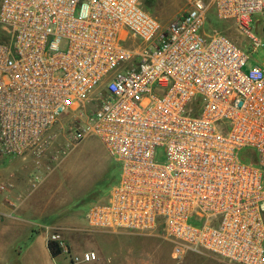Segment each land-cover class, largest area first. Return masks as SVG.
Wrapping results in <instances>:
<instances>
[{
  "label": "built area",
  "instance_id": "1",
  "mask_svg": "<svg viewBox=\"0 0 264 264\" xmlns=\"http://www.w3.org/2000/svg\"><path fill=\"white\" fill-rule=\"evenodd\" d=\"M143 1L0 0V158L32 160L36 189L58 136H95L121 173L89 207L90 229L161 228L173 260L264 264V72H245L224 32H204L211 7L253 39L264 0H192L165 26Z\"/></svg>",
  "mask_w": 264,
  "mask_h": 264
},
{
  "label": "rangeland",
  "instance_id": "2",
  "mask_svg": "<svg viewBox=\"0 0 264 264\" xmlns=\"http://www.w3.org/2000/svg\"><path fill=\"white\" fill-rule=\"evenodd\" d=\"M191 2L192 0H144L142 5L165 26L171 19L186 11ZM249 29L253 39L233 23L218 20L211 7L208 10L205 34L209 36L214 30L224 32L248 55L244 71L259 65L264 72V14L254 16ZM50 149L51 160H42L40 173L43 177L50 174L51 179L55 178L58 192L68 200L64 208L68 213L65 215L75 220L73 226L76 230H60L59 233L61 232L60 240L74 254L79 255L85 249L95 253L98 250V257L99 254L101 257L103 255L101 264H229L203 253H187L182 258L173 260V244L161 228L145 234L90 229L85 222V215L93 203L105 201L117 185L120 165L92 135L77 145L69 146L64 134H61ZM156 159L163 162V149L157 150ZM9 162L7 157L0 158V165ZM55 231L52 233H58V230ZM67 256V259H71L73 253ZM59 259L63 260L62 257Z\"/></svg>",
  "mask_w": 264,
  "mask_h": 264
},
{
  "label": "crops",
  "instance_id": "3",
  "mask_svg": "<svg viewBox=\"0 0 264 264\" xmlns=\"http://www.w3.org/2000/svg\"><path fill=\"white\" fill-rule=\"evenodd\" d=\"M8 159L9 164L0 165V186L4 187L0 190V264H70L63 250L52 257L47 248L52 236L61 238L60 230H76L75 220L65 215L68 200L58 192L56 179L47 174L36 189H31L32 160ZM55 230L58 233H52ZM89 250L82 253L93 252ZM68 251L76 255L72 249ZM97 253L94 261L84 264H101L103 255L98 257Z\"/></svg>",
  "mask_w": 264,
  "mask_h": 264
},
{
  "label": "trees",
  "instance_id": "4",
  "mask_svg": "<svg viewBox=\"0 0 264 264\" xmlns=\"http://www.w3.org/2000/svg\"><path fill=\"white\" fill-rule=\"evenodd\" d=\"M241 159L245 162H254L256 160L255 155L250 151H244L241 154ZM47 248L52 257H57L62 253V249L55 240L49 239L47 242Z\"/></svg>",
  "mask_w": 264,
  "mask_h": 264
}]
</instances>
